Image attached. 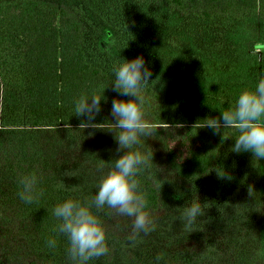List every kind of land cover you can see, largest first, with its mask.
<instances>
[{
    "label": "rangeland",
    "instance_id": "rangeland-1",
    "mask_svg": "<svg viewBox=\"0 0 264 264\" xmlns=\"http://www.w3.org/2000/svg\"><path fill=\"white\" fill-rule=\"evenodd\" d=\"M105 3L106 10L94 0L85 2L90 16L87 39L90 58L109 70L113 61L142 55L152 73L150 80L162 83L165 97L173 104L171 112L178 121L199 128L204 118H218L220 110L232 106L219 103L220 98L226 96L234 104L238 93L246 87L254 88L256 80L264 74L263 20L181 19L163 6L161 0L159 5L155 0ZM102 17L111 20L118 32L106 26ZM257 43L262 46L258 47ZM69 132L84 139L92 133L101 138L102 146L95 160L86 157L80 163L53 168L52 178L60 191L56 197L58 202L69 196L79 198L94 193V185L109 167L107 162L98 167L99 158L108 161L120 154L116 152L112 133L106 129L81 127ZM236 134L234 130H225L224 136H229L218 150L216 164L203 177L168 180L160 176L154 165L142 174L140 179L149 175L156 181L164 215L154 223L152 231L141 232L134 239H130L132 224L116 223V235H106L109 251L89 262L157 264L159 256V264H164L167 257H177L184 264H264V225L258 217L264 196V159H253L251 152L231 151ZM67 136L73 140L72 135ZM27 138L22 139L24 149ZM44 160H52V153L46 154ZM218 168L232 178L218 177ZM249 185L254 196L248 194ZM192 199H200L205 211L190 231L177 218V209ZM27 206L34 205L27 203ZM45 215L47 230L35 254L41 264H69L67 238L55 231L58 221L51 212ZM50 237L57 241L55 248L46 244ZM182 240L186 249L181 247ZM17 262L18 258L13 256L0 264Z\"/></svg>",
    "mask_w": 264,
    "mask_h": 264
},
{
    "label": "trees",
    "instance_id": "trees-1",
    "mask_svg": "<svg viewBox=\"0 0 264 264\" xmlns=\"http://www.w3.org/2000/svg\"><path fill=\"white\" fill-rule=\"evenodd\" d=\"M86 1H0V263L15 256L17 264H41L35 251L40 249L39 241L47 230L45 214L58 202L56 197L60 192L52 178L53 168L80 163L86 157L94 160L98 157L96 153L102 146L100 137L88 135L84 139L69 132L79 130L80 122L87 120L86 116L73 114L74 98L91 90L104 94L107 99L101 101V110L94 119L96 122L114 119L111 102L119 94L112 88L110 71L89 56L90 16ZM94 1L106 10L105 2L110 0ZM159 2L155 0L157 5ZM161 2L181 19L264 22V0ZM102 21L118 32L111 20L102 17ZM151 80L144 89L147 120L152 125V134L145 138V146L153 151L155 169L162 178L173 181L207 175L216 164L225 136L208 127L197 128L192 123L178 121L171 112L173 104L165 97L162 83ZM219 103L233 105L226 96ZM67 135H72L73 140ZM24 137L26 149L22 143ZM48 153H52V160L45 161ZM30 174L38 177L37 188H44V195L32 202L33 207L27 206L18 195L22 190L20 178ZM140 181L154 224L165 212L162 196L153 177L148 175ZM99 214L106 235H116L118 222L132 224V217L117 214L114 209L106 207ZM258 217L264 225V196ZM183 242L181 247L186 249ZM164 264L184 262L167 257Z\"/></svg>",
    "mask_w": 264,
    "mask_h": 264
},
{
    "label": "clouds",
    "instance_id": "clouds-1",
    "mask_svg": "<svg viewBox=\"0 0 264 264\" xmlns=\"http://www.w3.org/2000/svg\"><path fill=\"white\" fill-rule=\"evenodd\" d=\"M109 71L112 88L119 94L111 102L110 112L114 119L103 122L94 119L101 110V101L107 99L104 94L91 90L82 92L73 100V114L87 117L79 126L82 129L102 128L112 133L116 152L120 154L108 161L99 158L98 167H103L105 162L109 167L94 185V193L79 198L69 196L57 202L51 210V215L58 221L55 231L67 238L69 264H89L93 258L102 257L109 251L106 230L98 216L105 207L132 217L130 239L155 227L140 181V176L155 164L153 151L145 146V138L152 134V125L147 120L144 89L152 81V73L139 54L113 61ZM203 120L199 127H208L214 133L221 132V129L222 135L225 130L237 133L233 136L235 142L231 151L251 152L253 159H264V74L256 80L254 88L242 89L232 106L220 110L218 118L209 116ZM216 171L220 178H232L222 168ZM19 183L22 190L18 195L25 203H32L42 195V190L37 188L38 177L35 174L22 176ZM248 194L254 196L251 185L248 186ZM177 211L183 227L191 231L197 218L204 215L205 208L200 199H192ZM56 243L53 237L46 241L49 248H55ZM156 260L159 264L160 257Z\"/></svg>",
    "mask_w": 264,
    "mask_h": 264
}]
</instances>
